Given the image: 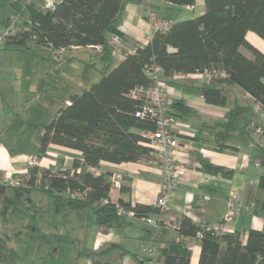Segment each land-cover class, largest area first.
Listing matches in <instances>:
<instances>
[{
	"label": "trees",
	"instance_id": "trees-1",
	"mask_svg": "<svg viewBox=\"0 0 264 264\" xmlns=\"http://www.w3.org/2000/svg\"><path fill=\"white\" fill-rule=\"evenodd\" d=\"M5 1L11 13L28 16L31 24L27 30L5 36L0 42L4 48L37 47L68 52L72 47H99L96 55L103 64L101 78L80 93L72 94L69 103L39 128L43 131L39 134L37 157L46 156L48 144L53 143L79 150L82 159L68 170L31 167L26 185L46 193L56 203L68 194L70 199L84 203L100 225L126 223V212L133 210V217L141 220L158 215V229L166 230L167 224L160 217L164 211L157 203L131 204L120 198L117 203L112 202L109 198L112 172L93 174L89 168L98 167L101 161L147 159L151 148L144 144L148 139L142 132L154 130L155 123L148 117L135 115L140 102L129 93L138 85H155V80L145 74V68L153 64L161 68L166 78L204 70L222 71L224 75L212 77L195 88L207 103L230 107L227 117L213 126H221L224 131H248L247 125L254 122V108L245 100L239 101L237 95L228 97L227 87L237 86L253 102L264 106V53L245 37L251 30L264 40V0H204L201 14L172 22L164 31H153L148 43L136 45L132 53L124 55L115 65L110 38L116 34L123 39L118 25L128 0H59L54 9H44L34 0ZM163 1L176 6L195 3V0ZM8 23V19H0L2 29ZM241 47L251 57L243 54ZM69 55L66 53L61 60H70ZM187 111L189 108L182 99L171 101L167 109L174 117ZM196 168L227 177L232 173L204 159L199 160ZM122 187L123 184L120 191ZM259 188L264 190V173L260 175ZM174 229L176 238L166 240L158 248L163 259L160 264H190L191 250L181 237L198 239L197 264H264V233L260 230L250 228L243 242L237 231L217 232L185 215H181ZM3 241L0 234V244ZM152 241L158 240L154 237ZM138 264L151 262L149 257L142 256Z\"/></svg>",
	"mask_w": 264,
	"mask_h": 264
},
{
	"label": "crops",
	"instance_id": "crops-1",
	"mask_svg": "<svg viewBox=\"0 0 264 264\" xmlns=\"http://www.w3.org/2000/svg\"><path fill=\"white\" fill-rule=\"evenodd\" d=\"M34 1L41 3L44 0ZM204 8V0H195L193 5L182 6L163 0H147L146 3L128 0L118 25L123 35V55L112 56V65L123 59L124 55L132 53L136 45L149 42L154 30L150 25L148 10L172 23L199 15ZM7 10L10 15L9 8ZM2 18L5 16L1 15L0 19ZM245 37L264 53L262 38L251 30L246 32ZM1 49L15 50L6 49L0 43V51ZM81 49H90L95 53L98 50L96 47H73L72 52ZM19 50L51 51L37 47ZM240 50L251 57L244 47ZM4 67L6 66L0 64L1 71H7ZM46 68L49 70L51 66ZM59 71L54 72L57 74ZM40 75L38 77L42 76ZM159 77L165 82L169 102L182 99L189 108V111L176 117L172 126V131L179 140L178 147L172 152L176 160L184 164L186 174L171 189L166 210L160 215L167 222L166 230H155L143 220L128 216L126 223L100 225L95 221L94 213L84 203L70 199L68 194H64L61 201L56 203L46 193L29 188L26 185L29 171L26 159L28 156H37L39 134L43 130H39L41 127L30 121L25 109L30 105L45 106L46 101L36 95L29 99L28 94L34 87L19 82L16 74H12V77L7 73L0 75V174H9L22 180L18 187L0 183V234L4 239L0 244V264L3 259L19 257L17 252L21 248L18 244H23L20 237L33 241L31 251L39 240L49 243V255H56L60 248L71 246L74 251L70 255H73L75 260L82 261L80 264H138V258L143 256V249L152 245L155 254L149 257L150 262L160 264L163 259L158 248L164 246L166 240L176 238L174 227L181 215L194 222L215 223L225 210L228 195H234L235 201L245 208L227 224L226 231L239 232L243 242L250 228L264 233V190L259 188V178L264 173V110H255L252 97L237 86L227 87L228 97L237 95L239 101L245 100L253 106V120L263 127L261 139L251 146L252 137L249 131H224L221 126H213V123L227 117L230 107L213 105L204 100L195 87L199 83L207 82L206 80L189 75H173L166 78L162 72ZM78 82L79 80L72 76L69 82L60 83L59 87L54 83V89L59 88L65 92L64 106L69 103L72 94L83 90H78ZM69 84H75V87ZM57 93L54 92L53 98L57 97ZM59 109L57 108L56 112ZM45 154L46 166L62 170L71 169L77 160L82 159L79 150L53 143L48 144ZM200 159L223 166L232 173L227 177L202 172L196 168ZM89 171L93 174L108 171L122 174V190L114 191L111 201L120 198L131 204L155 206L162 176L150 167L145 158L122 163L101 161L98 167L89 168ZM8 187L13 188L15 192L8 193ZM154 237L158 241H152ZM181 239L191 250L190 264H197L200 253L198 239ZM41 248L43 252L46 251Z\"/></svg>",
	"mask_w": 264,
	"mask_h": 264
},
{
	"label": "built area",
	"instance_id": "built-area-1",
	"mask_svg": "<svg viewBox=\"0 0 264 264\" xmlns=\"http://www.w3.org/2000/svg\"><path fill=\"white\" fill-rule=\"evenodd\" d=\"M30 1V0H26ZM59 0L48 1L45 0L42 3L44 9H54L56 3ZM148 10L151 25L154 26V30H166L170 23L167 19L160 18L154 13ZM31 24V19L22 15L19 16L16 13H11L9 17L8 25L2 29L0 32V41L3 40L5 36L13 35L16 31L27 30ZM111 54L112 56H122L123 55V39L116 34H112L110 38ZM73 48V47H72ZM99 48V47H96ZM134 50V49H133ZM132 50V51H133ZM62 52L63 49L56 50ZM59 52V53H60ZM161 73V68L157 65H151L145 68V74L155 80V85L153 86H143L138 85L134 87L129 95L133 99H137L140 102L139 109L135 112L138 117H148L152 119L155 123V129L148 132H142V135L148 139L144 144L151 148L149 155L147 157V163L153 169L157 170L161 176L162 181L160 184V190L157 197V205L160 207L161 211L166 210L167 200L170 195V191L174 188L177 182L185 177L186 169L183 163L176 160L173 155V149L178 147L179 140L178 137L172 131V126L176 122V117L167 113L169 100L167 99V91L165 82L160 79L159 74ZM175 76H180L181 74H174ZM194 78H200L202 80L209 81L212 77L219 75H224L222 71L204 70L202 72L190 73L188 74ZM255 110H264V106L259 103H255ZM247 129L252 137L251 146L255 144V141L261 139L263 128L260 125L250 122L247 125ZM46 157L28 156L26 159L27 168L38 167L39 169L48 168L46 166ZM257 164V163H256ZM79 171V169L77 170ZM122 174L112 173L111 174V185L109 190V198L111 200L112 193L118 191L122 184ZM0 183L12 187H18L22 184V180L19 177H12L9 174H0ZM106 201V200H105ZM117 203V200L114 201ZM253 205V203H251ZM119 210L121 207L116 204ZM244 206L237 201H235L234 195H228L225 200V210L221 214L219 221L215 223H202L206 228L212 229L217 232L226 231L227 224L239 215L243 210ZM128 217H133V210H128L126 212ZM142 220L148 224L153 229L157 230L159 228V221L157 217L148 216L142 218ZM167 224V222H165ZM200 236V233L197 234ZM155 254V249L152 245L147 246L143 249V257H152Z\"/></svg>",
	"mask_w": 264,
	"mask_h": 264
},
{
	"label": "rangeland",
	"instance_id": "rangeland-1",
	"mask_svg": "<svg viewBox=\"0 0 264 264\" xmlns=\"http://www.w3.org/2000/svg\"><path fill=\"white\" fill-rule=\"evenodd\" d=\"M44 1L40 4L42 5ZM8 8L6 1L0 0V16L3 15L9 20ZM151 22L152 20L150 21V25ZM151 28L154 30V26L151 25ZM0 30H2L1 25ZM0 53V64L6 66L4 68L7 69V71H1L2 69L0 68V75L2 76V74L7 73L12 77V74H16L19 77V82H25L29 86L34 87L32 92L28 94L29 99L36 95L44 98L46 101L45 106L39 104L34 107V105H30V107L25 109L30 121L38 127H42V125L49 122L54 116L56 109L64 106L63 96L65 92L64 90H59V88L54 89V83L59 87L60 83L69 82V79L73 76V78L79 80L78 90L80 91L91 83L98 81L102 76L100 70L103 64L95 51L90 49L74 50L72 52L71 48L68 52L63 50L60 54H55L56 52L53 54L49 50L28 52L26 50L3 51L1 49ZM66 53L67 55L70 54L69 56H72V58L67 61L61 60L63 59L62 56ZM2 55L3 58H1ZM48 66H51L49 70L46 68ZM55 70L60 71L56 74ZM39 75L41 77H38ZM69 85L75 87V84ZM55 91L58 92L55 95L57 97L53 98ZM7 191L8 193L15 192L11 187H8ZM20 238L23 239V244H18L21 248L17 252L19 257L13 256L11 259H3L2 264H80L82 262L75 260L74 256L70 255L74 251V248L71 246H66L63 249L60 248L56 255H49L47 252L49 243L39 240L33 246L34 251L32 250V252L30 247L33 245V241H26L23 237ZM41 247L46 251L43 252Z\"/></svg>",
	"mask_w": 264,
	"mask_h": 264
}]
</instances>
